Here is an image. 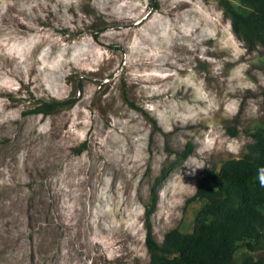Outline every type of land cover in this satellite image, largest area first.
Here are the masks:
<instances>
[{
  "label": "rangeland",
  "instance_id": "rangeland-1",
  "mask_svg": "<svg viewBox=\"0 0 264 264\" xmlns=\"http://www.w3.org/2000/svg\"><path fill=\"white\" fill-rule=\"evenodd\" d=\"M257 125L264 46L219 0H0V264H148L152 190L154 237L192 231Z\"/></svg>",
  "mask_w": 264,
  "mask_h": 264
},
{
  "label": "trees",
  "instance_id": "trees-1",
  "mask_svg": "<svg viewBox=\"0 0 264 264\" xmlns=\"http://www.w3.org/2000/svg\"><path fill=\"white\" fill-rule=\"evenodd\" d=\"M239 1L249 10L238 9L229 0L219 3L248 49L264 46V0ZM76 98L39 99L34 110L49 113L72 105ZM228 129L231 135L237 133L235 126ZM250 135L252 140L243 154L223 160L217 170L206 169L200 178L190 197L203 199L192 231L174 227L163 234L161 241L154 237L152 190L144 220L148 264H264V187L258 181V169L264 166V125L255 126ZM190 148L188 145L187 151ZM162 178L163 174L155 184ZM239 248L243 254L237 257Z\"/></svg>",
  "mask_w": 264,
  "mask_h": 264
},
{
  "label": "clouds",
  "instance_id": "clouds-1",
  "mask_svg": "<svg viewBox=\"0 0 264 264\" xmlns=\"http://www.w3.org/2000/svg\"><path fill=\"white\" fill-rule=\"evenodd\" d=\"M194 173H195V170H193L189 174H194ZM258 181L261 187H264V166L258 169Z\"/></svg>",
  "mask_w": 264,
  "mask_h": 264
}]
</instances>
